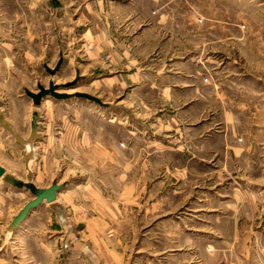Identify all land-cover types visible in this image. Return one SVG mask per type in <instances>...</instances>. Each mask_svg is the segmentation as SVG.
Returning a JSON list of instances; mask_svg holds the SVG:
<instances>
[{
  "label": "rangeland",
  "instance_id": "374dc122",
  "mask_svg": "<svg viewBox=\"0 0 264 264\" xmlns=\"http://www.w3.org/2000/svg\"><path fill=\"white\" fill-rule=\"evenodd\" d=\"M175 3L110 41L87 10L0 0V165L67 183L9 230L32 196L0 177V264H264V0ZM50 80L106 106H35Z\"/></svg>",
  "mask_w": 264,
  "mask_h": 264
},
{
  "label": "crops",
  "instance_id": "0c3cea01",
  "mask_svg": "<svg viewBox=\"0 0 264 264\" xmlns=\"http://www.w3.org/2000/svg\"><path fill=\"white\" fill-rule=\"evenodd\" d=\"M181 1L183 0H178ZM55 2L58 4L63 2L66 6L70 4L76 9L89 11L95 23L104 26L105 40L108 37L110 41L113 25L123 26L129 20L130 26L136 27L146 24L156 26L172 24L175 16L170 13L174 11L176 4V0H70L69 3L67 0H55ZM136 36L140 38V34Z\"/></svg>",
  "mask_w": 264,
  "mask_h": 264
},
{
  "label": "water",
  "instance_id": "95a60500",
  "mask_svg": "<svg viewBox=\"0 0 264 264\" xmlns=\"http://www.w3.org/2000/svg\"><path fill=\"white\" fill-rule=\"evenodd\" d=\"M60 62L51 69L49 67L46 68L50 75L55 74L56 70L59 67ZM79 76L77 75L76 78ZM76 80L66 84L65 87L74 85ZM59 85L55 84L52 80L49 81L48 86H43L41 84L37 85V91L33 92L29 89H25V94L27 97L31 98L33 104L38 106L42 99L46 96H52L56 99H65L69 97H79L84 98L89 101H92L99 106H106V104L98 97L91 95L85 92H75L71 93H58L56 89H58ZM39 114L36 110L32 111L31 113V120H30V132H29V140H32L37 136L39 130ZM0 177H2L3 181L7 184L17 188V189H24L28 191L32 198L27 201L18 211V213L12 218L9 223L8 229L13 230L17 228L20 223L29 215V213L37 208L38 206L42 205L43 203H50L56 200L57 193L65 187L67 184L66 182L59 183L57 179H54L48 187H38L32 181L31 171L27 174L26 180L19 179L9 173L6 172L5 168L0 165Z\"/></svg>",
  "mask_w": 264,
  "mask_h": 264
},
{
  "label": "bare ground",
  "instance_id": "6f19581e",
  "mask_svg": "<svg viewBox=\"0 0 264 264\" xmlns=\"http://www.w3.org/2000/svg\"><path fill=\"white\" fill-rule=\"evenodd\" d=\"M59 89V88H58ZM58 89H56V91L58 92V93H69V92H66V91H59ZM71 93V92H70ZM48 104V103H47ZM60 183V182H59Z\"/></svg>",
  "mask_w": 264,
  "mask_h": 264
}]
</instances>
